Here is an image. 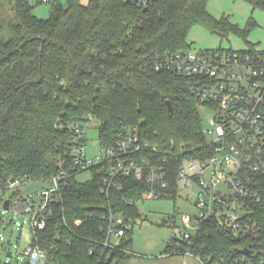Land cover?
<instances>
[{
    "label": "trees",
    "instance_id": "trees-1",
    "mask_svg": "<svg viewBox=\"0 0 264 264\" xmlns=\"http://www.w3.org/2000/svg\"><path fill=\"white\" fill-rule=\"evenodd\" d=\"M246 1L264 11V0ZM14 2V17L5 22L0 15V191L16 179L48 181L65 170L69 176L46 215V230H32L33 245L48 253L47 264H127L141 220L137 202L153 187L146 178L119 176L122 189L103 193L107 163L78 181L71 158L74 127L90 116L97 120L105 148L138 129L156 148L148 154L151 162L166 173L167 188L154 189L162 199H176L182 164L209 158L213 148L189 81L155 72V61L190 50L187 38L195 26L221 38L246 36L249 29L215 19L210 0H147L142 6L50 0L49 19L34 15L31 0ZM249 178L260 199H240L247 232H233L215 216L200 221L189 240L174 239L167 254L191 255L201 264H264V176ZM113 216L132 228L107 246Z\"/></svg>",
    "mask_w": 264,
    "mask_h": 264
},
{
    "label": "built area",
    "instance_id": "built-area-1",
    "mask_svg": "<svg viewBox=\"0 0 264 264\" xmlns=\"http://www.w3.org/2000/svg\"><path fill=\"white\" fill-rule=\"evenodd\" d=\"M125 1L138 6L147 2ZM153 69L155 72H171L187 79L201 106L212 112L208 118L209 127L204 128L213 148L212 155L205 160H187L179 170L180 188L195 185L199 189L195 201L198 215L194 218L183 216L186 229L183 237L189 240L196 233L200 221L215 216L229 230L244 234L248 231V224H244L247 213L240 199L256 198L259 201V193L250 188L249 176H264V50H181L158 57ZM93 120L95 119L90 116L82 127H74L76 145L71 158L74 169L78 171L76 178L83 172H91L92 167L107 163L110 167L106 172L103 193L108 194L111 189H122L116 181L119 176L136 180L146 178L153 190L143 194L142 200L161 199V193L154 188H167L166 173L164 167L154 165L148 155L153 154L156 148L143 139L135 128L121 136L116 147L101 146V155L89 159L86 153L85 127ZM68 176L62 170L50 178L48 182L51 188L39 195V202L34 200L33 195L10 198V209L17 215H30L29 221L34 232L45 231L46 215L52 203L57 200ZM28 181L31 180L16 179L2 192L19 191ZM225 209L230 211L229 215L225 213ZM193 222L194 226H191ZM131 228L123 217L110 218L106 245L111 246L113 239L125 238ZM188 229H193V232H188ZM26 257L27 264H47L49 256L40 246L33 245L28 249Z\"/></svg>",
    "mask_w": 264,
    "mask_h": 264
},
{
    "label": "rangeland",
    "instance_id": "rangeland-1",
    "mask_svg": "<svg viewBox=\"0 0 264 264\" xmlns=\"http://www.w3.org/2000/svg\"><path fill=\"white\" fill-rule=\"evenodd\" d=\"M34 6L33 13L40 19H49L51 3L42 0H31ZM64 3V0H58ZM90 0H81L83 5H88ZM14 0H0V15L7 22L15 16ZM208 12L215 19L228 18L230 22L241 30L249 29L246 36L229 34L221 38L209 32L202 26H195L189 32L187 42L190 50L200 51H249L264 50V11L254 8L246 0H210ZM1 26V24H0ZM5 31V30H4ZM200 117L203 127L208 128V118L212 114L208 109L200 106ZM100 123L97 120L89 122L85 127L86 153L89 159L101 155ZM210 139V138H209ZM91 178V172L78 175L80 182ZM208 175L206 174V180ZM48 181H28L18 190V197L26 198L33 195L36 202L40 201L39 195L50 189ZM224 188L226 191L228 189ZM199 189L197 186L190 188L181 187L176 199H148L137 202L141 213L132 235V257L127 264H201L191 255H168L167 247L174 239L182 240L186 231L183 216L194 218L198 215L195 201ZM12 191H0V264H27L26 253L33 246V231L29 221L30 215H17L13 209L5 211L3 202L12 198ZM226 214L230 211L225 209ZM194 226V222L191 224ZM193 232V229H188ZM116 243L118 240L113 239ZM180 251H176L179 253ZM11 254V257H8Z\"/></svg>",
    "mask_w": 264,
    "mask_h": 264
},
{
    "label": "water",
    "instance_id": "water-1",
    "mask_svg": "<svg viewBox=\"0 0 264 264\" xmlns=\"http://www.w3.org/2000/svg\"><path fill=\"white\" fill-rule=\"evenodd\" d=\"M22 46H24V45H22ZM168 106H169V110H171L170 103H168ZM4 210L5 211H9L10 210V201L9 200L8 201H5V203H4ZM101 210H104V209H101ZM8 257H11V254H8Z\"/></svg>",
    "mask_w": 264,
    "mask_h": 264
},
{
    "label": "crops",
    "instance_id": "crops-1",
    "mask_svg": "<svg viewBox=\"0 0 264 264\" xmlns=\"http://www.w3.org/2000/svg\"><path fill=\"white\" fill-rule=\"evenodd\" d=\"M186 256V255H185Z\"/></svg>",
    "mask_w": 264,
    "mask_h": 264
}]
</instances>
